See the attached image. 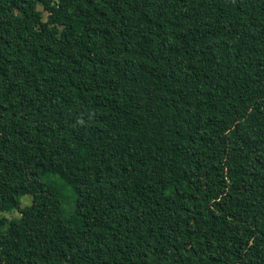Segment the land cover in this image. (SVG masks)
<instances>
[{
    "label": "trees",
    "instance_id": "16d2710c",
    "mask_svg": "<svg viewBox=\"0 0 264 264\" xmlns=\"http://www.w3.org/2000/svg\"><path fill=\"white\" fill-rule=\"evenodd\" d=\"M3 212L0 264H264V0H0Z\"/></svg>",
    "mask_w": 264,
    "mask_h": 264
},
{
    "label": "rangeland",
    "instance_id": "374dc122",
    "mask_svg": "<svg viewBox=\"0 0 264 264\" xmlns=\"http://www.w3.org/2000/svg\"><path fill=\"white\" fill-rule=\"evenodd\" d=\"M22 204L23 205H27L31 202V196L30 195H26V196H22ZM0 215H4L8 218H11L13 216H18V213L17 212H3V213H0Z\"/></svg>",
    "mask_w": 264,
    "mask_h": 264
}]
</instances>
